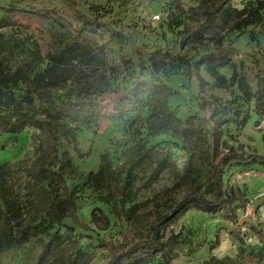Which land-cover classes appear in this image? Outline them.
Here are the masks:
<instances>
[{
  "label": "rangeland",
  "instance_id": "374dc122",
  "mask_svg": "<svg viewBox=\"0 0 264 264\" xmlns=\"http://www.w3.org/2000/svg\"><path fill=\"white\" fill-rule=\"evenodd\" d=\"M71 1L79 11L97 14L105 23L101 34L108 40L109 59L104 81L85 96L92 120L61 117L76 135L77 150L64 141L71 167L63 168V175L65 187L74 192L80 223L72 216L55 220L46 213L48 187L35 171L44 150L42 131L29 125L8 131L23 115H44L33 73L19 71L15 83L0 85L7 95L0 106V199L6 210L0 226V264H35L40 255L42 264H106L114 245L149 237L146 202L186 171L191 152L195 153L191 188L211 196L210 149L190 133L186 135V119L193 115L199 116L194 126L208 142L213 120L220 121V153L236 151L247 158L222 164L223 187L231 198L215 212L195 207L181 212L161 229L166 249L142 264H239L246 256L264 264V163L256 157L264 156V95L256 92L257 76L264 74V22L242 29L233 26L255 0H228L186 55L193 64L214 47L213 39L221 38L229 62L219 71L227 79L235 75L228 87L218 84L204 64L190 75L176 64L178 32L187 21L184 12L200 0ZM69 4L65 0H0V18L2 8L18 9L7 12L9 24L0 26L1 65L10 72L52 68L54 76L69 79L100 70L95 60L62 49L65 38L59 26L26 12ZM154 14L159 19L154 20ZM236 77L243 78L250 97L243 94ZM140 80L170 89L165 101L177 119L171 128L150 131L151 96L143 92L137 93L134 110L115 115L118 98ZM106 100L111 103L106 105ZM160 161L166 166L152 178ZM104 165L113 176L111 186L89 176ZM92 212L98 224L92 221Z\"/></svg>",
  "mask_w": 264,
  "mask_h": 264
},
{
  "label": "trees",
  "instance_id": "16d2710c",
  "mask_svg": "<svg viewBox=\"0 0 264 264\" xmlns=\"http://www.w3.org/2000/svg\"><path fill=\"white\" fill-rule=\"evenodd\" d=\"M65 1L70 3L66 8H30L26 12L41 22L59 26L65 38L62 49L71 54L78 52L84 59L95 60L101 69L94 72H82L80 75L69 79V77L63 75L54 76L52 68L41 71H34L32 68L27 70L17 68L10 72V69L4 68L0 63V85L4 86L9 82L15 83L19 71L33 73L35 91L44 105V115L42 117L23 115L19 123L13 125L8 131L11 133L16 132L28 125L35 126L42 131L44 134V150L38 157L35 171L38 176L45 180L48 187L50 201L47 204L46 213L55 220L72 216L80 223L76 213L74 192L65 187L63 175V168L71 167L70 158L64 149V141L71 142L73 148L77 150L76 135L61 117L63 115L79 116L85 120H92L93 114L85 105L87 102L85 96L98 88L105 79V69L109 63L108 40L101 34L105 23L101 21L99 15L88 16L79 11L71 0ZM227 1L200 0L196 6L184 12L187 21L182 23V28L178 32L179 50L176 63L180 70L185 68L187 75H190L192 70L198 67L199 64H204L208 73L223 87H228L234 83L235 75L233 74L227 79L219 71L220 67L226 66L229 62L226 50L221 44V38L213 39L211 42L215 44L214 47L210 49L207 47L208 49L201 53L199 59L193 64L187 60L186 55L197 46L196 41ZM92 7L94 9L98 8L97 5ZM16 10L18 9L13 6L2 8L4 14L0 18V26L9 24L5 19V14ZM259 22H264V0H255V3L234 22L233 26L235 29H242ZM177 23H180V21ZM209 45L210 43L207 44V46ZM112 66L118 70L115 65ZM129 66L130 64L127 61V67ZM236 78L243 94L250 97L252 93L248 90L243 78ZM138 92L151 96L152 119L149 128L152 133L171 128L177 123L175 114L168 109L165 101L166 96L170 94V89L148 80L137 81L132 91L118 98L114 105L115 115L134 110L139 101ZM256 92L264 95V74L257 76ZM72 96L80 97L82 100L72 101ZM5 99H7V95L0 91V106L5 104ZM198 118L199 116L193 115L186 119V135L190 133L200 144L207 146L208 152L210 149L209 155L213 160L210 174L211 196H206L198 189L191 188V183L194 181L192 172L195 156V153L191 152L186 171L162 194L152 197L146 202L149 237L130 244L114 245L110 250V256L106 264H142L156 253L166 249L167 242L162 239L161 229L164 225L176 219L181 212L189 207L215 212L221 208L226 199L231 198V192L223 187L222 164L232 159H246L247 156H243L236 151L220 153L218 151L220 121L213 120L211 141L208 142L205 134L194 126ZM256 157L261 163H264V156L257 155ZM165 166L166 162L160 161L152 172V178L158 177ZM89 176L102 181L108 186L113 184V176L109 175L108 167L105 165L101 166L96 173L90 172ZM123 192H125V189ZM3 205L4 200L0 199V226L5 210ZM7 207L10 208L9 203ZM91 219L95 224L99 223V218L95 215V212L91 213ZM22 234L23 238L26 237L24 232ZM43 261L44 256L40 255L35 264H42ZM239 264H255V261L252 257L246 256Z\"/></svg>",
  "mask_w": 264,
  "mask_h": 264
},
{
  "label": "built area",
  "instance_id": "2783aa9c",
  "mask_svg": "<svg viewBox=\"0 0 264 264\" xmlns=\"http://www.w3.org/2000/svg\"><path fill=\"white\" fill-rule=\"evenodd\" d=\"M152 18H153L154 20L159 19V14H154V15L152 16Z\"/></svg>",
  "mask_w": 264,
  "mask_h": 264
},
{
  "label": "clouds",
  "instance_id": "9594fccd",
  "mask_svg": "<svg viewBox=\"0 0 264 264\" xmlns=\"http://www.w3.org/2000/svg\"><path fill=\"white\" fill-rule=\"evenodd\" d=\"M104 103L107 105V104H110L111 103V100H106L104 101Z\"/></svg>",
  "mask_w": 264,
  "mask_h": 264
}]
</instances>
